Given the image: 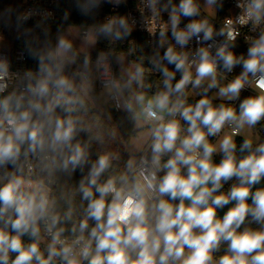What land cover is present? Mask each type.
Wrapping results in <instances>:
<instances>
[{
	"label": "clouds",
	"instance_id": "clouds-1",
	"mask_svg": "<svg viewBox=\"0 0 264 264\" xmlns=\"http://www.w3.org/2000/svg\"><path fill=\"white\" fill-rule=\"evenodd\" d=\"M69 4L0 0V264H264V0Z\"/></svg>",
	"mask_w": 264,
	"mask_h": 264
},
{
	"label": "built area",
	"instance_id": "built-area-1",
	"mask_svg": "<svg viewBox=\"0 0 264 264\" xmlns=\"http://www.w3.org/2000/svg\"><path fill=\"white\" fill-rule=\"evenodd\" d=\"M30 7H41L44 9H50V10H55L57 13V18H59V14H60V0H59V6L57 7V0H24L23 4L21 6V9H27ZM110 7V6H109ZM111 7H110V11H111ZM115 11L120 12L121 14H125L128 12H131L134 16H137L138 18V13L136 12L135 9V0H128V4L127 6H122L119 9H116ZM135 36H145L144 33H141L139 31L134 32ZM9 53L14 56V57H19L21 52H22V48H16L15 45L12 47L8 48Z\"/></svg>",
	"mask_w": 264,
	"mask_h": 264
},
{
	"label": "trees",
	"instance_id": "trees-1",
	"mask_svg": "<svg viewBox=\"0 0 264 264\" xmlns=\"http://www.w3.org/2000/svg\"><path fill=\"white\" fill-rule=\"evenodd\" d=\"M8 2H9V0H4L5 4H7ZM66 7H70L69 0H60V14L63 11V9H65ZM109 11H110V7L108 5H105L104 9H103V12H109ZM60 14H59V16H60ZM73 18L79 19V17L75 13V11H73ZM136 38L137 39H143L144 37L143 36H136ZM15 47L23 49L22 43L15 42Z\"/></svg>",
	"mask_w": 264,
	"mask_h": 264
},
{
	"label": "rangeland",
	"instance_id": "rangeland-1",
	"mask_svg": "<svg viewBox=\"0 0 264 264\" xmlns=\"http://www.w3.org/2000/svg\"><path fill=\"white\" fill-rule=\"evenodd\" d=\"M24 0H14V5L21 8ZM14 33H9L8 35V43L10 47L15 45Z\"/></svg>",
	"mask_w": 264,
	"mask_h": 264
}]
</instances>
